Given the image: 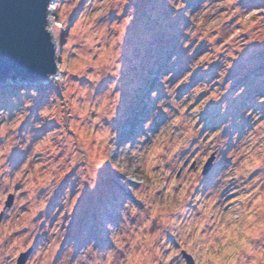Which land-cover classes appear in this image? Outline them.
I'll use <instances>...</instances> for the list:
<instances>
[{"label":"clouds","instance_id":"obj_1","mask_svg":"<svg viewBox=\"0 0 264 264\" xmlns=\"http://www.w3.org/2000/svg\"><path fill=\"white\" fill-rule=\"evenodd\" d=\"M76 2L83 7L69 39V51L75 53L70 59L60 47L66 35L60 29L71 9L58 8L65 0H46L41 30L53 68L46 77L53 88L46 102L33 117L38 93L21 88L18 108L0 109V264H17V257L19 264H264V95L240 110L235 124H247L230 135L225 132L233 118L206 128L201 117L210 102L199 104L201 93L211 92L220 116L228 110L223 98L232 81L225 82L226 77L247 47L264 45L243 46L246 39L264 40V0L252 7L242 6V0H200L195 9L188 0H164L172 18L181 14L186 22L178 26V43L190 62L175 81L172 72L159 76L163 96L149 92L148 100L155 103L142 134L120 146L113 121L123 95L124 40L136 10L129 6L117 26L116 12L124 13L130 0H105L102 6ZM108 9L113 11L106 19H94ZM245 31L246 37H238ZM175 60L171 57L170 63ZM216 64L215 78L192 83L197 71L207 73ZM182 88L187 90L181 93ZM245 90L238 87L231 99ZM10 103L17 104L15 96ZM158 116L164 119L153 132ZM14 153L22 159L13 162ZM209 162L216 172L206 186ZM102 171L127 193L119 202L118 219L103 224L104 246L96 240L79 247L66 244L73 214L85 190L96 191ZM233 193H238L234 199ZM33 241V252L22 256Z\"/></svg>","mask_w":264,"mask_h":264},{"label":"rangeland","instance_id":"obj_2","mask_svg":"<svg viewBox=\"0 0 264 264\" xmlns=\"http://www.w3.org/2000/svg\"><path fill=\"white\" fill-rule=\"evenodd\" d=\"M104 2L105 0H92V3H99L101 6ZM199 3L200 0H188V6L193 9L197 8ZM73 4L75 6H72ZM88 6L91 7V4ZM129 6L134 7L136 11L135 17L126 31L124 40L122 57L123 71L119 84L120 88L123 89V95L118 119L113 121V127L118 131L117 146L129 141L135 142V138L142 134L141 126L151 115L152 107L155 103V101L148 100L149 92L157 91V99L163 96V92L158 84L159 76L172 72L173 81H175V79L183 74L187 64L190 62L185 57V52L181 50L178 43V40L181 38L178 26L181 23H186L181 14H176V18L173 19V14L167 8L164 0H130V5L125 7L124 13L122 11L116 12L113 21L114 25L118 26L119 23H123L120 17L127 14V8ZM242 6H257L256 0H242ZM65 7H69L71 11L63 17L65 27L60 29V31L65 32L66 35L61 37V40L64 39V44L60 45V47L62 51H69L68 46L69 39L72 37V28L76 25L83 5L76 2V0H65V3L58 5L61 12ZM112 11V9H108L107 13L100 12L94 19L97 21L104 20L107 15H111ZM260 14L264 15V12ZM57 18L61 19L62 17L58 16ZM113 18L112 16L109 17V19ZM68 25H71V27H68ZM249 28L254 29L255 24L250 25ZM247 35V31L238 33V37H246ZM59 39L60 37L57 36V43H59ZM248 43H264V40H243V46H247ZM220 46L222 45H218V47ZM73 47H78V45H74ZM201 51H203L202 47L198 49L197 54ZM74 55V52L69 51L70 59ZM173 56L176 57V60L174 63H170L171 57ZM63 59V56H61L62 62ZM219 67V64L213 65L207 73L197 71L192 78V83L200 80L208 81L215 78V73ZM72 78L73 80L81 79L79 76H73ZM229 80L232 81V88L223 98V101L228 103V110L224 116H220L219 114V104L211 103L213 93L210 92L208 95L201 93L203 99L199 101V104L210 102L206 112L201 117L202 120L207 122L205 125L206 128H212L225 122L229 116L233 118V126L231 129L226 130L225 135H230L231 131L240 130L247 124V121H242L241 125L237 128L235 120L241 115L240 110L252 106L255 97L264 95V45H251L247 47L235 62L225 82ZM242 85L246 87L245 93L236 100H232V93ZM103 87L104 84L101 85L100 90ZM21 88L26 90L35 89L38 93L34 101V107L30 109L33 117L40 106L46 102L48 94L53 91L52 86L47 80L20 82L17 79H7L4 82H0V109L11 112L12 109L18 108L20 101L18 93ZM186 90V88H182L180 92L183 93ZM13 96L17 99L16 105L10 103V98ZM198 107L199 105H196L193 111H196ZM261 110L264 111V107ZM163 119L162 116H158L151 131L155 132L157 124L162 122ZM46 127H50V125ZM0 131H2V128H0ZM201 132H203L202 127ZM203 134L205 137L208 136L206 132ZM36 135H40V133ZM196 150L195 145H193V154ZM20 159H22V155L20 153H14L13 162L19 161ZM190 160L191 156L185 159V166L188 165ZM203 162V160L200 161V163ZM192 164L196 167L195 161H192ZM112 167L115 170L117 165L112 164ZM215 172L216 168L211 164L209 172L204 174L206 186L215 175ZM179 176L180 173L177 174V178ZM67 183L69 182L66 181L65 184ZM64 186L62 185L56 193L50 208L56 204ZM237 195L238 193H233L232 198L234 199ZM126 196L127 193L117 183L116 178L107 171H102L96 191L89 193L85 190L73 214L72 223L69 227L65 243L79 247L89 240H96L98 246H104L103 224L106 221L115 222L118 219L119 202ZM22 231L12 232L9 239L19 237ZM35 246L36 241H33V245L26 248L23 253L28 251L32 253ZM168 246L171 247L172 245L169 244ZM176 246L179 247V244Z\"/></svg>","mask_w":264,"mask_h":264},{"label":"water","instance_id":"obj_3","mask_svg":"<svg viewBox=\"0 0 264 264\" xmlns=\"http://www.w3.org/2000/svg\"><path fill=\"white\" fill-rule=\"evenodd\" d=\"M45 6L46 0H0V82L45 81L53 70L51 48L41 30ZM210 168L211 162L204 174Z\"/></svg>","mask_w":264,"mask_h":264},{"label":"bare ground","instance_id":"obj_4","mask_svg":"<svg viewBox=\"0 0 264 264\" xmlns=\"http://www.w3.org/2000/svg\"><path fill=\"white\" fill-rule=\"evenodd\" d=\"M102 183V182H101ZM99 189V188H98Z\"/></svg>","mask_w":264,"mask_h":264}]
</instances>
